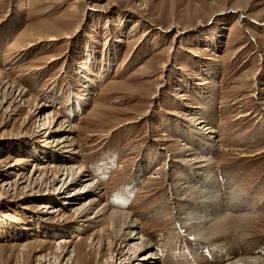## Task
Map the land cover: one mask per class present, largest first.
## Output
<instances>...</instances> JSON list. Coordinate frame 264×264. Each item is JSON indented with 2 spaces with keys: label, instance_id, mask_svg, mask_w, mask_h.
<instances>
[{
  "label": "rangeland",
  "instance_id": "obj_1",
  "mask_svg": "<svg viewBox=\"0 0 264 264\" xmlns=\"http://www.w3.org/2000/svg\"><path fill=\"white\" fill-rule=\"evenodd\" d=\"M0 73L1 87L27 94L0 93V264H66L40 257L65 242L69 256L84 250L83 264H119L108 246L90 249L92 230L70 221L65 193L51 205L68 208L57 217L23 184L60 156L32 119L43 104L79 127V162L106 187L105 203L140 217L163 264L264 258V0H0ZM182 148L213 162L227 205L244 204L230 214L252 213L221 247L198 243L176 217L171 190L197 179Z\"/></svg>",
  "mask_w": 264,
  "mask_h": 264
},
{
  "label": "bare ground",
  "instance_id": "obj_2",
  "mask_svg": "<svg viewBox=\"0 0 264 264\" xmlns=\"http://www.w3.org/2000/svg\"><path fill=\"white\" fill-rule=\"evenodd\" d=\"M47 41L51 43L56 42L58 38L49 37ZM32 46L29 45L28 47L31 48ZM5 79L4 74L0 73V83L5 81ZM17 88V86H14L13 83L10 84L8 81L2 87L0 84L1 96L3 89L7 90V94L3 100L16 97V99H20V102H22L26 99V92L20 91ZM46 106L43 104L42 107H37L32 119H35L38 124L41 123L39 126L44 129L41 130V135L43 136H40L49 137L52 141L47 143V146L54 153L60 154V156L53 159L54 163L47 162L44 167H41L42 164L37 165L36 168H40L36 169L33 179L28 178L27 180H23L25 179L23 178V184L29 183L32 185L33 190L38 189L40 194L43 193L44 195L41 199L47 200L43 205V209H52L50 213H54L57 217L59 215L64 217V215L68 214V208L62 204L51 207L65 193L66 197L64 200L68 201L69 207L73 211V214L68 216V218H72L70 221L75 225L79 224L85 231L92 230L88 238V241H91L89 246L91 250L96 249L98 246L102 249L108 246L111 255L118 254L115 262L119 261V264H132L135 261L136 264H163V258H160L158 253H156V246L147 236L140 217L134 212L123 210L121 205L117 203L115 205L108 201L105 203L102 191L106 187L94 178L84 163L79 162L77 155L80 154V151L76 140V133L79 132V127L72 120H66L60 113L47 112ZM241 117H246V115H242ZM203 124L204 122L201 119L197 123L198 126H202ZM201 128L199 127V129ZM210 129L212 128L208 130ZM157 141L166 142L169 139ZM205 145L214 147L210 142ZM197 153L188 148H182L177 152L178 156L182 158L180 160L182 161V166H186L185 168L194 173L192 175H195L197 179H194V183L188 178L189 180L184 185L175 186L171 190L173 192V209H177L178 214L176 217L182 229H186L189 237H193L195 241L198 240V243L204 242L211 247H221L218 245V242H223L224 240H221L225 237L227 238L229 232H247L246 230L251 228L250 226H252L254 219L251 218L250 214L252 213H244V211L241 215L237 216L229 213L234 208L235 210H240V208L244 207V204H238L239 202H236L237 198H235V206L231 204L227 205L224 193H222L223 185L220 184V178L212 171L213 162L206 157L200 158ZM175 176L176 179L182 177L181 173ZM179 181L181 180H178V183ZM56 184H60V188H55ZM76 185L80 186L75 187ZM197 185L203 186L205 189L197 187ZM11 187H14L16 191L18 189V182H14ZM54 189H57L55 191L59 192L55 193ZM83 197L88 198L80 204H75L81 201ZM51 198H55V200L48 202L52 200ZM67 247L68 243L65 242L60 245V254L49 253L40 257L48 262L57 260L63 263L67 260L66 264H83L85 260L84 250L76 246L72 252V256H69ZM114 247L119 252L114 251ZM228 248L225 246L223 250H232L233 245L228 246ZM125 249H127V253H125ZM144 252L146 254L142 255ZM183 255L184 257L186 256L185 254ZM131 260L133 261L131 262ZM218 264H264V258L251 253L247 254L243 251L231 261Z\"/></svg>",
  "mask_w": 264,
  "mask_h": 264
}]
</instances>
